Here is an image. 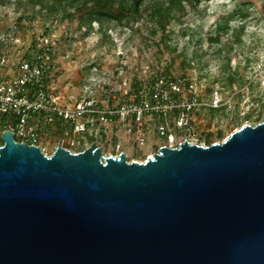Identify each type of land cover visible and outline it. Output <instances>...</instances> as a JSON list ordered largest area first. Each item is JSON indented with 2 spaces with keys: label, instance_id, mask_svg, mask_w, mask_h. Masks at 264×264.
I'll list each match as a JSON object with an SVG mask.
<instances>
[{
  "label": "water",
  "instance_id": "1",
  "mask_svg": "<svg viewBox=\"0 0 264 264\" xmlns=\"http://www.w3.org/2000/svg\"><path fill=\"white\" fill-rule=\"evenodd\" d=\"M0 139V264H264V122L143 162Z\"/></svg>",
  "mask_w": 264,
  "mask_h": 264
},
{
  "label": "rangeland",
  "instance_id": "2",
  "mask_svg": "<svg viewBox=\"0 0 264 264\" xmlns=\"http://www.w3.org/2000/svg\"><path fill=\"white\" fill-rule=\"evenodd\" d=\"M241 1L244 2L241 6L244 15L242 17L231 16L230 14ZM161 7L166 8L167 3L163 2ZM176 7L186 11V22L183 27H180L181 34L174 32L170 35L169 48L180 49L187 42L186 35L192 29L194 37L186 46V58L192 61L194 70L192 73H186L189 74L186 75L188 79L197 85H202L203 90L206 88L219 89L223 96L228 98L226 65L231 62L233 67L237 65L239 70L252 73L249 79L253 83L249 90L242 85L240 91L231 97L227 105L216 109H200L195 114L194 122L197 125L194 127L183 131L170 125V131L176 138L175 145L184 140L199 143L198 138L208 127V122L212 124V130L216 128L219 132L211 131L212 136L209 142L202 143L203 146L224 141L231 132L236 130L234 127H241L244 124L254 126L264 122V108L259 110L255 101L252 102L253 104L250 102L252 95L256 92L264 98V89L260 86L258 77L259 72L264 70V8L260 6V0H205L198 7L177 3V6L172 7L173 11H176ZM23 12L21 5L13 3L4 15H0V40L9 41L13 35H22L30 41L28 35L31 33V27L38 26L37 31L39 32L45 28L53 31V41L58 43V47L73 43L72 49L67 52L65 58L59 59L51 78L52 85L63 95L82 97L91 94L97 86L109 82L115 83L119 68L126 62L125 54L128 44L132 50L129 56L131 64L157 59L154 47L144 39L142 34L134 33L133 27L130 28L126 24L113 23L106 34H99L97 26L92 25L93 29H89L87 16L79 15L76 11H71L68 19L62 17L65 14L62 11L60 15L58 12L53 18L45 17L43 22L37 17L34 22L29 23L27 13L24 19L17 23V18L24 14ZM44 15L50 14L44 12ZM207 36L216 37L215 42L210 43ZM21 50L22 47L17 45V48L9 54H16ZM234 54L238 55L237 60ZM153 65L156 67L155 62ZM220 69L224 71L222 77L212 80ZM203 95L205 98L209 96L207 93ZM225 107L230 112L239 111L235 124L232 119L223 118V113L227 110ZM250 108L254 110L251 112ZM170 116L175 119L173 113ZM170 123L173 121L169 120ZM5 127L6 125H0V133ZM121 138L122 141L118 143L120 149L118 152H124L128 159L134 157L133 160L138 161H144L147 156L156 153L158 147L165 143L162 139H156L154 143L147 139L145 145L139 148L125 143L123 135ZM76 141L80 147H89L91 143H97L99 147H102L104 156L117 151V142L113 141L111 136L101 139L96 132L80 134L76 136ZM56 144L57 141L53 142V139H50L47 144L49 152L54 151Z\"/></svg>",
  "mask_w": 264,
  "mask_h": 264
},
{
  "label": "built area",
  "instance_id": "3",
  "mask_svg": "<svg viewBox=\"0 0 264 264\" xmlns=\"http://www.w3.org/2000/svg\"><path fill=\"white\" fill-rule=\"evenodd\" d=\"M11 41L22 50L0 55V125H6L3 130L11 131L17 143L38 147L47 157L50 139L77 153L87 147H80L76 136L94 132L117 142L114 155L121 153L122 135L125 143L139 148L147 139H162V146L177 148L170 125L186 131L197 125L194 118L200 109H216L230 101L219 89L208 92L185 76L164 74L147 62L132 73L119 72L115 83L97 86L91 94L63 95L51 79L59 60L53 34L42 38L40 51L30 58L28 40L13 35ZM258 77L264 89V70Z\"/></svg>",
  "mask_w": 264,
  "mask_h": 264
},
{
  "label": "trees",
  "instance_id": "4",
  "mask_svg": "<svg viewBox=\"0 0 264 264\" xmlns=\"http://www.w3.org/2000/svg\"><path fill=\"white\" fill-rule=\"evenodd\" d=\"M204 1L205 0H0V15H4L7 8L15 3L21 5L24 10V14L17 18V23L21 22V20L24 19V15L27 13L29 14V23L34 22L37 17L43 22L45 17L53 18L58 12L60 15L62 11L65 13L62 17L68 19L71 11H76L79 15L85 14L88 22L87 27L93 29L92 25H96L99 34H106L113 23L126 24L130 28L133 27L132 30L134 33L142 34L144 39L155 49L157 59H150L145 62L152 66H154L153 62H155L157 69L164 74L186 77V75H189L186 73H192L194 70L192 61L187 60L186 58V46L189 41L193 39L194 35L192 29H190L186 35L187 42L184 43L180 49L173 50L169 48L170 41L168 39L170 38V35L174 32L181 34L182 30L180 27H183L186 22V11L180 9V7H176V11H173L172 7L177 6V3H183L187 6L190 5L191 7H198ZM163 2L167 3L166 8L161 7ZM243 4L244 2L241 1L238 4V7L234 9L230 15L242 17L244 15L243 10L241 9ZM260 6L264 8V0H260ZM44 12H49L50 15H44ZM38 13H42V15H38ZM52 21L53 20H51V22ZM31 28V33L28 35L30 36L28 45H31V48L27 51L26 58L32 57L35 51H40L41 40L44 36L53 34V31L49 28H45L41 32L37 31L38 26ZM217 34L219 35V33ZM19 36L24 41L28 40L22 35ZM215 38L216 37L207 36L210 43H214ZM72 46L73 43H69L65 46L60 45V47H58V43L56 42L55 48L60 60L65 58L67 52L72 49ZM15 47L16 45L11 39H9V41L0 40V55L9 54L15 49ZM131 53L132 50L128 44L125 54L126 62L119 68V72L122 74L132 73L140 66L141 62H135L132 64L129 62V56ZM234 55V58L237 60L238 55ZM165 57L166 59H164ZM60 60H58V62ZM226 69V83L229 87V92L227 93L228 98L231 99L234 94L240 91L242 85H244L246 90H249L253 83L249 79V75H252V73H246L243 70H239L237 65L233 67L231 62L226 65ZM223 73L224 71L220 69L218 73L213 76L212 80L221 78ZM210 85L213 86L212 84ZM199 86L202 87V85ZM257 86L258 85H256V87ZM208 89L210 88H206L205 90L208 91ZM253 101L256 102L259 110L264 108V98L259 96L257 92L252 95V98L250 99L251 103ZM225 109L227 110L223 113V118L226 120L232 119L233 124H235V119L237 118V115H239V111H231L234 113L231 116L232 113L228 108L225 107ZM250 110L252 112L254 108H250ZM248 117L251 119L250 116ZM235 128L239 127H234V129ZM55 137H58L57 133H55ZM200 138V143H208L210 140L209 135L207 134ZM101 139H104V134ZM111 154L114 155L115 152ZM133 159L134 157L128 159V161Z\"/></svg>",
  "mask_w": 264,
  "mask_h": 264
},
{
  "label": "flooded vegetation",
  "instance_id": "5",
  "mask_svg": "<svg viewBox=\"0 0 264 264\" xmlns=\"http://www.w3.org/2000/svg\"><path fill=\"white\" fill-rule=\"evenodd\" d=\"M211 123L210 122H208V127L201 133V135H200V137H202V136H204L205 134H207V135H209V138L212 136V132H214L215 131V133H217V132H219V129H211ZM237 129V128H236ZM212 131V132H211ZM198 138V140H201V138ZM185 141V140H184ZM187 141V140H186ZM183 142V141H182ZM182 142H180L179 141V143L177 144V145H175L176 147H178ZM189 144H196V145H201V146H203L202 145V143H198V141L197 142H195V143H190L189 141H187ZM160 147H162V145H160ZM160 147H158V149L160 148ZM157 149V150H158ZM157 152V151H156Z\"/></svg>",
  "mask_w": 264,
  "mask_h": 264
}]
</instances>
